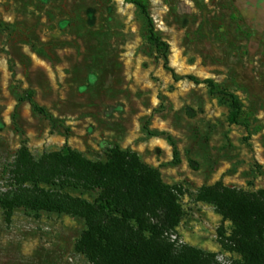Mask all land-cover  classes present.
<instances>
[{"label":"rangeland","instance_id":"rangeland-1","mask_svg":"<svg viewBox=\"0 0 264 264\" xmlns=\"http://www.w3.org/2000/svg\"><path fill=\"white\" fill-rule=\"evenodd\" d=\"M148 1L170 70L148 20L124 0H0V191L24 144L36 160L65 143L91 161L129 149L182 208L170 241L230 264L241 259L227 241L232 224L198 195L216 183L264 191V0ZM190 75L235 94L249 127ZM25 90L63 126L35 113ZM66 193L94 203L100 191ZM85 230L70 214L0 208V264H93L78 250Z\"/></svg>","mask_w":264,"mask_h":264},{"label":"trees","instance_id":"trees-1","mask_svg":"<svg viewBox=\"0 0 264 264\" xmlns=\"http://www.w3.org/2000/svg\"><path fill=\"white\" fill-rule=\"evenodd\" d=\"M124 1L148 20L147 38L164 54L169 69V45L155 30L149 1ZM187 78L194 84H206L212 95L227 96L229 121L249 127L241 121L242 105L235 94L220 88L211 78ZM24 100L35 113L63 126L35 102L32 90L24 91ZM178 162L174 148L173 163ZM9 168L12 187L0 191V208L6 216L21 209L82 218L86 230L78 250L93 264H220L214 253L170 241L167 234L178 226L182 208L173 188L163 183L159 170L143 163L129 149L114 147L106 161H91L65 143L60 150L44 152L36 160L24 144ZM80 187L99 190L98 199L90 203L66 193ZM198 198L213 204L223 221L232 224L227 241L241 259L230 264H264V191L251 193L216 183L202 187Z\"/></svg>","mask_w":264,"mask_h":264}]
</instances>
